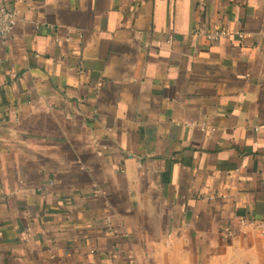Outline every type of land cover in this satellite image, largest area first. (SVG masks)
Instances as JSON below:
<instances>
[{
  "label": "crops",
  "instance_id": "1",
  "mask_svg": "<svg viewBox=\"0 0 264 264\" xmlns=\"http://www.w3.org/2000/svg\"><path fill=\"white\" fill-rule=\"evenodd\" d=\"M0 2V264H264V0Z\"/></svg>",
  "mask_w": 264,
  "mask_h": 264
},
{
  "label": "built area",
  "instance_id": "2",
  "mask_svg": "<svg viewBox=\"0 0 264 264\" xmlns=\"http://www.w3.org/2000/svg\"><path fill=\"white\" fill-rule=\"evenodd\" d=\"M15 24V14L4 3L0 2V43H8ZM70 46L72 47V45ZM16 76V73L11 75L12 78H16Z\"/></svg>",
  "mask_w": 264,
  "mask_h": 264
}]
</instances>
